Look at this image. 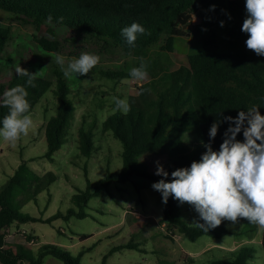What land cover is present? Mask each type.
I'll use <instances>...</instances> for the list:
<instances>
[{"label": "trees", "instance_id": "1", "mask_svg": "<svg viewBox=\"0 0 264 264\" xmlns=\"http://www.w3.org/2000/svg\"><path fill=\"white\" fill-rule=\"evenodd\" d=\"M245 3L246 0H0V10L4 12L0 18V74L4 69L11 71L0 75V98L11 87L22 85L28 93L30 112L51 88L58 99L56 114L43 123L47 150L42 157L54 160L55 154L69 142L77 107L71 98V81L57 63L50 74L42 71V76L34 81L35 87L27 84L26 77L16 74L7 54L14 39L15 22L37 30L46 27L47 34L34 35L46 52L65 53L72 58H79L82 53L100 58L123 53L137 59L135 67L143 63L151 74L149 80L137 84V93L128 96L129 113H111L103 122V131H110L122 142V167L94 181L87 172V187L74 194V207L59 210L47 218L23 211L21 203L38 201L39 195L57 179L54 171L41 174L26 159L0 188V264H44L48 255L64 264H82L80 256L57 243H43L34 249L26 243L8 240L9 230L26 222L52 223L74 215L86 217L85 207L91 198L100 196L113 183L132 181L138 189L152 187L164 178L155 174L157 161L168 171L170 181L172 171L190 167L193 161L201 159L202 153L191 151L184 133H192L196 128L208 144L209 129L218 122V134L211 141L212 149L218 151L229 127L224 117H236L240 110L246 111L253 104L259 105L264 115V56L246 47L248 36L241 31L247 16ZM201 9H207L209 15L202 24L204 36L199 40L200 49L179 53L177 41L187 32L178 23V17L184 11ZM49 15L53 18L51 23H48ZM59 17L64 18L63 22H59ZM9 19L15 22H4ZM134 22L141 24L146 32L138 34L135 46H131L122 29ZM162 42L161 49L155 51ZM176 54L181 56L171 65V60L176 61ZM131 69H111L98 64L90 74L97 71L103 77L122 81L131 77ZM8 113L9 109L0 104V127ZM236 138L243 142V131ZM79 149L86 158L93 157L98 149L94 133L84 126L80 128ZM161 223L169 226V237L176 229L193 240L215 233L189 225L183 217V204L171 196ZM223 230L229 231L226 227ZM87 236L84 234L82 238ZM27 237L36 239L32 233ZM261 243L264 248V232ZM254 251V247L243 245L231 250V259L215 260L211 264H254Z\"/></svg>", "mask_w": 264, "mask_h": 264}, {"label": "rangeland", "instance_id": "2", "mask_svg": "<svg viewBox=\"0 0 264 264\" xmlns=\"http://www.w3.org/2000/svg\"><path fill=\"white\" fill-rule=\"evenodd\" d=\"M187 14L191 15L186 23H180L185 26L187 34L177 41L179 53L200 49L199 40L204 36L202 24L209 11L201 9ZM2 16L4 12L0 10V18ZM183 19L186 17L183 16ZM4 22L8 24L15 20ZM13 27L14 39L7 48L11 65L15 67L20 63L21 67L28 70H47L50 74L56 64L52 57L55 53L41 48L34 36L47 34V28L37 30L16 22ZM163 43L158 44L155 51L160 50ZM62 55L66 59L65 64L74 59L71 55ZM176 55V61L171 60V65L181 56ZM166 63L170 65L167 57ZM99 65L129 70L137 65V59L123 53H110L101 56ZM9 71L4 69L1 74H8ZM147 73L148 77L144 81H136L132 77L115 81L103 77L97 71L84 76L73 74L70 79L73 89L71 98L77 107L76 116L72 120L69 142L66 141L55 154L54 160L42 157L47 150L43 123L56 114L58 105L54 88L47 91L29 113L34 121L29 134L22 136L15 146L0 138V188L26 159L41 174L54 171L57 179L39 195L38 201L21 203L23 211L47 218L59 210L67 211L74 207V194L87 187V172L94 181L122 167V142L110 131H103V122L113 113L115 105L112 98L118 96L128 100L129 95L137 93V84L151 78V74ZM82 126L94 133L98 149L91 158L80 153L79 133ZM192 133H184V138L191 151L197 150L203 154L207 151V142L198 129L194 128ZM165 205L161 193L152 187L138 189L132 181L113 183L100 196L91 198L85 207L88 213L86 217L74 215L70 219H56L52 223L32 221L22 223L20 227L14 225L9 230L8 240L26 243L34 249L43 243H57L80 256L82 264H211L215 260L231 259V250L249 245L255 249L252 262L264 264V248L261 243L264 230H259L247 220L242 219L236 224L224 220L220 226L211 229L215 233L203 234L196 240L184 236L178 229L169 237V226L161 223L165 217ZM183 217L189 225H195L194 222L203 223L199 214L187 203L183 204ZM223 227L229 231H224ZM30 233L36 239L29 240L27 235ZM84 234L88 236L82 238ZM129 243L133 246H129ZM44 264L64 262L48 255Z\"/></svg>", "mask_w": 264, "mask_h": 264}, {"label": "clouds", "instance_id": "3", "mask_svg": "<svg viewBox=\"0 0 264 264\" xmlns=\"http://www.w3.org/2000/svg\"><path fill=\"white\" fill-rule=\"evenodd\" d=\"M247 16L243 21L241 31L248 38L245 41L247 49L258 56H264V0H246ZM48 16V23L52 22ZM59 17V22H63ZM224 21H221V26ZM145 28L139 23H132L122 29V35L129 45L135 46L138 34H145ZM55 62L60 66L63 75L72 79L73 74L87 75L100 63V56L82 53L79 58L67 62L63 55L53 54ZM145 65L134 67L130 76L136 81H144L148 77ZM15 72L20 77L27 78V84L35 87L34 81L42 76V70L30 73L28 69L15 65ZM24 86L11 87L3 93L0 104L9 109L2 120L0 138L15 146L22 136H27L34 126V121L28 113L30 103L27 100ZM113 114L117 111L127 115L130 104L127 98L114 96ZM260 106L253 104L247 110H240L236 117L226 116L229 123L225 130L224 140L218 151L212 149L211 141L219 130V123L214 122L209 129L210 141L205 145L199 161H193L190 167L177 168L168 171L157 161L156 175L164 177L152 184V188L162 195V202L167 204L173 197L180 204H189L199 214L200 222H194L196 227L208 232L209 229L221 225L227 220L233 224L240 220L264 230V115ZM243 131L244 140H237V135Z\"/></svg>", "mask_w": 264, "mask_h": 264}, {"label": "water", "instance_id": "4", "mask_svg": "<svg viewBox=\"0 0 264 264\" xmlns=\"http://www.w3.org/2000/svg\"><path fill=\"white\" fill-rule=\"evenodd\" d=\"M187 11L182 12L179 17H178V23H186L187 18L189 17V15L191 14H187ZM183 16L186 17V19H183ZM185 27V26H184Z\"/></svg>", "mask_w": 264, "mask_h": 264}]
</instances>
